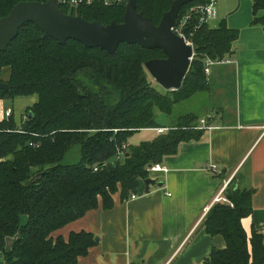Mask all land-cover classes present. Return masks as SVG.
I'll return each instance as SVG.
<instances>
[{
	"label": "trees",
	"instance_id": "16d2710c",
	"mask_svg": "<svg viewBox=\"0 0 264 264\" xmlns=\"http://www.w3.org/2000/svg\"><path fill=\"white\" fill-rule=\"evenodd\" d=\"M20 1L33 0H0V17ZM171 1L136 0V10L158 24ZM210 1L191 0L179 9L176 28L195 49L181 87L172 91H158L144 67L147 60L164 57L160 49L123 43L107 53L73 39L60 44L25 23L0 51V72L9 69L8 90H0V96H37L19 123L12 113L0 122V252L5 264H75L95 244L94 235L72 231L65 238L54 232L99 204L109 208L117 192L128 199L149 176V165L174 154L180 142L201 137L200 115L187 112L152 140L127 142L140 129L158 127L159 113L170 116L177 105L209 89L210 67L232 55L238 30L224 19L210 26L197 9ZM251 3L252 21L264 27V0ZM124 11V6L96 4L76 14L107 24L121 22ZM211 120L207 117L205 125ZM75 145L79 159L65 163ZM251 194L230 188L226 198L231 205L211 208L204 228L221 234L226 246L213 249L203 264H264V235L252 228L248 236L241 225L251 212ZM8 238L14 240L6 250Z\"/></svg>",
	"mask_w": 264,
	"mask_h": 264
},
{
	"label": "crops",
	"instance_id": "0c3cea01",
	"mask_svg": "<svg viewBox=\"0 0 264 264\" xmlns=\"http://www.w3.org/2000/svg\"><path fill=\"white\" fill-rule=\"evenodd\" d=\"M222 2L224 10L213 7V23L223 18L238 30V37L232 55L214 63L207 76L218 106L205 110L200 119L214 120L201 126L204 132L198 140L180 142L174 154L163 156L159 163L167 172L148 176L156 184L142 185V180L135 198L122 200L117 192L109 208L99 204L54 232V237L65 238L72 231L94 235L95 244L75 264H203L213 249L226 246L223 236L208 233L203 222L215 204L226 203L215 199L226 197L230 188L252 190L251 212L241 225L248 236L252 228L264 235V27L252 21L251 0H245L239 24L230 22V15L240 4ZM8 75L4 67L0 81ZM6 108L14 117V109L0 96V122ZM168 121L138 130L128 144L152 140L160 134L157 129L174 125L176 117ZM133 138L135 144L130 142ZM13 240L7 239L6 250ZM0 264H5L2 252Z\"/></svg>",
	"mask_w": 264,
	"mask_h": 264
},
{
	"label": "water",
	"instance_id": "95a60500",
	"mask_svg": "<svg viewBox=\"0 0 264 264\" xmlns=\"http://www.w3.org/2000/svg\"><path fill=\"white\" fill-rule=\"evenodd\" d=\"M190 1L172 0L158 24L136 10V0H127L121 22L111 20L107 24L66 13L57 0L20 1L0 17V51L17 36L19 28L25 23H33L43 32V37H52L60 44L73 39L107 53H113L123 43L160 49L164 57L147 60L144 67L163 89L176 90L189 71L195 49L174 30L179 9ZM0 90H8V84L0 81ZM144 183L148 186L156 184V181L147 177ZM157 185L162 186V183L157 182Z\"/></svg>",
	"mask_w": 264,
	"mask_h": 264
},
{
	"label": "rangeland",
	"instance_id": "374dc122",
	"mask_svg": "<svg viewBox=\"0 0 264 264\" xmlns=\"http://www.w3.org/2000/svg\"><path fill=\"white\" fill-rule=\"evenodd\" d=\"M233 1L235 3V5H239L238 10L235 14H231L230 15V22H234L236 24L241 23V19H242V12L244 11V9H246V2L245 0H230ZM225 3L222 2V0H215L213 7L215 8V10L218 7H224L225 8ZM223 8V10H224ZM216 17V13H214V15L208 17L207 22L209 23L210 26H215L220 20H218V22L216 24H214V20ZM226 21V20H225ZM228 26V25H227ZM230 26V25H229ZM230 28V27H229ZM235 28V27H234ZM238 29V28H237ZM214 67H212L213 69ZM152 80V78H151ZM152 83L154 85V87L160 91V92H164L165 89H163L159 84H157L156 82H154L152 80ZM215 91V87H211V89H207L206 91H201L199 92V94H196L195 96L190 97L188 100L180 103L179 105H177L173 112L171 113L170 116H168L167 114L164 113H159L158 117H157V122L158 125H166V124H170L168 122V119H170V117L175 116L177 119L178 115H182L185 114L187 112H193L196 113L197 115H204L206 113H204L205 110H209V109H215L218 106H214L215 103H217V97H213L212 94ZM33 98V99H32ZM37 99L36 95H30V96H18L13 98L12 100L10 99H5L6 100V104L11 105V107L14 109V119L16 122L19 123L20 118L22 116H24L23 114H25V110L31 106L33 104V102H35ZM34 100V101H33ZM206 112V111H205ZM216 112L213 111V114H215ZM211 118H213V116H209ZM207 119V117H206ZM214 120V119H213ZM130 142H132L133 144H135L137 141L136 139H131ZM79 159V148L78 145L73 146L66 154L65 158H64V162L65 163H73L76 162ZM142 182V180L140 181ZM142 185H144V181L141 183ZM231 205V204H229ZM25 219H22V221H24Z\"/></svg>",
	"mask_w": 264,
	"mask_h": 264
},
{
	"label": "built area",
	"instance_id": "2783aa9c",
	"mask_svg": "<svg viewBox=\"0 0 264 264\" xmlns=\"http://www.w3.org/2000/svg\"><path fill=\"white\" fill-rule=\"evenodd\" d=\"M57 1H58L59 6L62 9H63V7H65L69 11V12H66V13H71L73 15H77L76 12L81 10V9H84V8H87V7H91V6H94L96 4H99V5L101 4V5L106 6V7H113V6H120V7L124 6L125 7V5L127 3V0H57ZM214 2H215V0H211L209 4H207L205 6L197 7V9H199L203 13V15H205V19H208V17L214 15V8H213ZM70 11H74V13H72ZM174 30L178 34L182 35V33L180 32V30L178 28L175 27ZM186 41L192 45V43L190 41H188V40H186ZM210 64H212V61H208V65H210ZM205 72L206 73L209 72V66H207L205 68ZM10 114H11V109L10 108H6L5 109L6 118L8 116H10ZM200 124H201V126L206 128L204 126L205 125V119H201L200 120ZM157 130H158V133H162L165 129L164 128H159ZM167 170H168L167 167H165L161 163L151 164V165H149L147 167V171H148L149 175H151L152 173H155V172H167ZM130 197L131 198H135L136 197V193H132L130 195ZM219 199L223 200L226 203L231 204L226 197L216 198L215 200L218 201ZM205 210H207V208Z\"/></svg>",
	"mask_w": 264,
	"mask_h": 264
}]
</instances>
